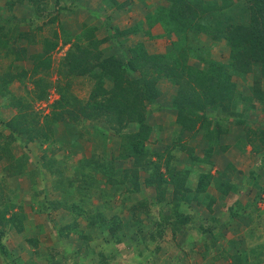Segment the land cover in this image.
<instances>
[{"label": "trees", "instance_id": "obj_1", "mask_svg": "<svg viewBox=\"0 0 264 264\" xmlns=\"http://www.w3.org/2000/svg\"><path fill=\"white\" fill-rule=\"evenodd\" d=\"M165 1L164 5H158L156 8H153L154 13L148 15L147 21L150 23L149 32L156 24H159L162 30L163 28L168 29L166 35L176 32L177 41L172 44L176 45L175 47L179 46V50L183 48L181 49L182 51L185 49V42L182 41V36L185 35V32L193 31L198 33L203 31L205 27L202 23L204 24L205 22V25H208L213 31L211 41L215 43L225 41L230 47L232 58L230 71L226 72L221 66L217 64L216 66L213 61H210L211 63L206 66H204L206 62L192 66L184 64L185 62L182 63L181 59L182 52L179 50L174 51L173 55L176 54L174 56L167 55L165 57L164 54H149L142 43H137L129 48V56L124 60H119L114 56L100 60L101 53L97 50L100 44L99 41L92 40L87 45H81L75 41L69 50L72 52L65 59V64L67 63L68 65L65 67L68 69H62V67L59 69V74L63 78H67L65 90L61 89L63 87H59V98L49 105L51 108L48 112H43V110H36L33 102L45 101L47 98L50 84L47 77L50 74L49 69L51 67L49 54L50 50L57 45V42L53 41L50 36L41 35L39 38L42 46L41 53L28 55L27 45L29 46L33 42H36V35L31 36V33L20 31L19 23L16 22L12 23L9 27H6L5 24L0 25V58L1 62L3 61L6 64V69L3 72L0 71V98L7 100L8 106H11L15 110V113L9 119L6 121L1 120L3 129L5 128L9 133L6 136L9 140H4L6 137H2V133H0V140L3 139L0 142V144L3 143L0 145L1 151L9 158L11 156L9 141H19L20 137L26 138V141L20 144L28 152L31 151L30 146L32 142L38 143L39 146L46 144L47 147L52 148L53 152L50 155L43 154L42 162L38 166L37 171L44 172L46 170L51 175V178H53V189L62 196L58 199L42 202L40 207L50 212L51 208L57 209V207L67 206L69 203L75 207L74 211H71L76 215L73 221L77 217H83L86 221V227L89 229L95 230L99 228L102 231L106 229L110 234L109 238L114 239L113 243L115 245L122 243L125 250L124 257L130 256L133 253L141 255L144 251L156 253L160 248L163 230L169 227H171L174 234L179 231L177 229L179 226L185 227L190 233L188 236L190 238L195 237L197 240L201 239L208 251H210L213 245L219 246V241L217 240L219 237H215L214 235L216 231L214 230L215 226L219 224L218 216H211L207 225L202 221L195 223L196 216L187 214L182 209V205L190 206L193 204V196L195 197V195L201 194L203 199L196 200L195 202L197 204H205L210 212L213 211V204L221 201L220 208L227 210L229 220L245 217L246 220L250 219L248 221L252 222L253 217H255L253 214L259 217L263 213L257 207L256 202L261 199L264 184L262 186L259 185L258 179L253 181L255 175H258L254 170L251 171V175L248 177L249 180H246L248 186L251 185L250 187L252 188L253 186L256 187V194L251 202L242 203L240 201V196L243 193L241 186L243 185L229 181L227 171L233 173V169L230 166L227 168L229 170L218 171L215 175L207 171V168L199 174L196 186L189 184L187 181L190 180L188 179H192V177L189 178V175L197 174L195 167L192 168V165L199 162L200 159H196L197 156H192L195 150L190 144L186 143L187 147H180L181 150L189 151L191 155H189L191 161L189 168L177 170L168 166V162H166V177L169 179V182L174 184L171 199L166 200L162 194L164 190L161 188V185L162 182H166L167 178L164 177V173L158 171V163H152L155 167L151 175L152 180L155 182L157 188H161L157 190V196L154 201L152 200V205L159 204L160 211L149 222L147 232L143 234L136 232L135 236L134 229L128 233L126 232L134 225L143 227L144 222L141 217L134 214L136 210L143 212L149 210L151 202L148 203L147 199H145L134 203L131 208L130 218L136 219L137 223L135 224V221L132 220L134 223L131 224V220H128L125 224L117 213L118 209L114 206L113 199L117 193L120 197L127 194L125 197L128 199L130 193L139 189L138 181H134L135 183L131 185L132 187L128 186V173L120 172L110 164L106 168L101 163V156H99L101 154L96 150L88 158L75 157V154L73 157H68V159L67 157L57 158L59 156L57 153L65 148L66 141L64 140L68 138L67 134L63 136L65 137L64 139L60 140L59 138L62 132L66 130V126H72L74 134L77 132V136L80 137L85 131L88 133L95 130L97 134L101 133L96 125L97 121L119 125V127L114 126L117 134H120V128L126 127L129 122H135L139 125L138 131L134 134L121 135V137H124L125 142L123 143L124 145L121 144L123 150L121 152L120 149V157L124 159L135 156L146 163L149 158L144 146L145 141L148 139L147 133L151 128L144 121L146 112L145 101H152L160 95L161 92L157 87V81L163 76H169L165 66H170L168 64L170 58L173 62L170 71H175V65H179L181 69L180 73H173L169 77L175 86L176 93L173 98V104L177 110V122L185 130L194 131L198 124H200L201 130L203 126H210L211 123L218 126L220 130H224L226 128L222 125V118L228 119L231 117L234 118L236 124L243 125L246 128L242 116L244 112H247L245 111L247 110L246 108L250 106L245 103V94L236 89V83L232 80L231 72L233 70L234 74H237L238 77L242 76L243 73L254 72L257 69L264 72V0H235L237 15L242 16L244 13L248 15L247 20L241 19L238 22H233V19L231 20L232 22H228L227 18H225L228 16L220 11L222 7L230 5L227 0H223L222 5L213 0ZM29 3L36 8H39L38 5L40 4L41 9L38 12L46 9L47 5L46 0H29ZM61 9L63 7L54 8L53 13H49L51 17L47 21L48 25L55 23L58 19L57 14L61 12ZM37 14L38 17L42 16L41 13ZM237 15L235 14V16ZM37 28L41 30V27ZM243 29L247 30L244 31ZM127 31L128 29L119 32L126 33ZM61 32L66 37L64 39L65 42H68L69 33L65 30H61ZM164 33L158 36L161 37ZM53 34L54 38L58 37L57 31H54ZM21 40H24L27 45H22ZM94 51L96 52L92 53ZM190 51H196L195 56H198L201 53L197 52L203 50H198L196 46H192ZM90 55L92 57H89ZM86 57L100 60L98 63L90 64L92 68L98 65L100 71L91 73L96 80L95 87L88 101L84 104L81 102L80 111H76L74 108H68V106H75L73 103H64L63 99L66 89L70 85L69 76L74 74L82 75L91 71V68H88L86 65L83 67L84 63L87 62L85 60ZM28 58H31L32 62L30 67H25L23 61H26ZM249 59L250 61H248ZM136 71H138V75L132 77L131 74ZM27 78L31 80L32 88L28 87V83H26ZM107 78L112 81L111 87L108 89L103 86ZM15 80L22 84L24 95L16 96L9 90L10 84ZM252 91L256 94L254 89ZM260 98L264 100V94ZM216 107H219L217 116L220 115L221 120L216 117L214 118L215 122H211L208 117L213 115V112H210L213 108L216 109ZM228 107L232 109L234 107L243 108L244 111H241L242 113H234L229 111ZM207 112L210 114L207 115ZM101 115H105L106 118H100ZM59 124L63 125L64 129L60 134L54 136ZM80 130L82 132H78ZM258 133L257 138L261 144H264V130L258 131ZM211 135L217 136L212 132ZM204 138L207 139L205 136ZM254 150H257L255 146ZM22 160L12 162L17 173L20 172V162ZM69 163L70 167L67 166ZM97 173L105 176V183H100L97 180L95 175ZM31 181L35 183L33 177H31ZM209 186H211L212 190L219 192V199L207 190ZM194 188L196 194H192L191 190ZM63 197L66 200H63ZM67 201L69 202L66 203ZM165 206H170L168 208L169 211H166V213L163 210ZM250 207H252L251 212L246 211ZM2 215V211H0L1 228L2 226L7 227V224H10V226H16L17 231L22 230V226L18 225L20 221L17 223L15 221V213L8 218ZM3 220H5L4 223H2ZM76 221L71 225L64 224V226L61 225L59 227L57 233L60 235L61 246L59 248L50 247L47 249L46 259L48 261L44 264H109V261L115 257L112 250L109 254L98 252L99 258L97 261H88L87 257L90 255L87 251L82 252L81 246L69 249L66 241L70 230H72L79 233L80 238L85 241L84 245L89 250L88 242H86L88 235L81 231V229H76ZM73 225L75 227H72ZM4 227L0 230V258L3 264H21L13 251L3 241L6 235ZM197 231L201 235H198V238L196 237ZM130 232L133 233L129 234ZM207 234L213 239L208 240L206 238ZM123 238H126L127 241H123ZM28 241L35 243L33 238H28ZM242 243L243 239L236 243L234 253L230 251L232 244H229L228 249L224 248V255L226 254L224 257L229 258L231 264H251L252 258H254V262H258L259 256H257L256 251L259 250L257 253H263L264 241L258 242L257 245H254L255 247H242ZM116 247H112V249H116ZM36 254L41 260L42 256L40 257L38 251H36ZM209 264H215V262L212 260Z\"/></svg>", "mask_w": 264, "mask_h": 264}, {"label": "crops", "instance_id": "obj_2", "mask_svg": "<svg viewBox=\"0 0 264 264\" xmlns=\"http://www.w3.org/2000/svg\"><path fill=\"white\" fill-rule=\"evenodd\" d=\"M4 1L5 3H8V0H4ZM68 1H71L70 7L69 5H67ZM221 1L223 2V0ZM57 2L59 4L58 6L63 7V9H61V12L57 14L58 19L55 21V23L51 24L52 26L51 30L53 29V31L49 33V35H46V37L50 36L53 39V41L57 42V45L53 48L54 50L50 51V53H52L51 55H53V57L54 56L57 57V61H58L57 66L59 67L58 69H60L61 67L62 69L63 68L65 69L68 66L67 63L65 64V59L67 55H69V53L72 52L69 50L72 48V44L75 41L79 42L81 45H87L92 40L99 41L100 44L98 45L97 50H99L101 53V57L99 58L100 60L109 56H114L119 60H124L126 57L129 56V48L133 47L137 43H142L144 48L146 49V51H148L149 54H157L155 53V51H162V50H155L152 44L150 43V41L157 40L158 42H160L161 40L159 38L166 37L170 41V43H172L171 42L172 36L176 34V32H172L171 34L166 35L168 29L163 28L162 30L161 26H157V24L151 29L150 31L151 33L149 32L150 23L147 21V17L149 14L154 13L153 8H156L158 5H164L166 3L165 0H53V3L51 2V4L53 5L51 7L52 9L55 8ZM230 2L233 4L234 7L236 1L229 0V4ZM116 3L118 4V6ZM11 6L12 5L5 7L0 6V9L3 11V14H0V25L5 24L6 27H9L12 23L15 22V21L11 22V20H13ZM5 12L7 13V15ZM25 19H26L25 16L20 17L21 22H26L27 19L26 21ZM232 21L234 22V19ZM126 29H128L126 33L119 32ZM61 30L67 31L70 35L69 41L68 42L66 41V44H63V41L65 42L64 39L66 37H64ZM54 31H57L58 33L57 38L53 37ZM163 32H165L163 36L159 37L158 35L162 34ZM41 35H43V33ZM41 35L39 36L41 37ZM26 44L27 43L25 42L24 45ZM30 45L29 46L27 45L28 48L32 46ZM41 51H42V46L40 45L37 51H32L30 53V51L28 50L27 53L28 55L34 53L39 54L41 53ZM118 51H120V53ZM95 52L96 51L92 53ZM158 54H164V56L166 57L168 54H170V52L158 53ZM119 55H122L123 58H121ZM89 57H92V55H90ZM89 57H86L85 60H87V62H85L83 65V67L86 65L88 68H91V71L89 73L82 75L74 74L69 76L71 80H75L78 78L77 90L79 93H82L83 95L78 94L77 96L83 104L88 101L89 96L91 95V92L95 87L96 80L93 78L91 73L100 71L97 64H96L97 66H94L93 68L90 65L91 63H98L100 60H96L92 58L89 59ZM168 61L170 62L171 59H169ZM25 62L26 61H23V64H25ZM51 62L53 61L51 60ZM62 64L64 65L62 66ZM61 77L60 79L63 80L64 78ZM66 79L67 78H65V81ZM111 84H112L111 79L107 78L103 86L106 89H108L111 87ZM245 85L246 83H244V87ZM74 86H76V84L71 83V87L73 88ZM157 87L161 92L160 95L157 98L153 99L152 101L151 100L145 101L146 112H145L144 121L145 124L151 128L150 131H148L147 133L148 139L147 141H145V146H144L147 153V157L149 158L147 159L146 163L142 159H139L135 156L127 157L124 159L120 157L121 155L120 153L123 150L121 144L125 142L124 137L123 136L121 137V135L123 134L125 136V134L127 135L138 131L139 125L135 122L134 123L129 122L126 125V127L120 128V134L119 133L117 134L115 131L116 129L114 128V126L119 127V125L109 124L104 121H97L96 125L100 129L101 133L98 132L99 134H97L94 130V133L91 134L92 137L90 138L87 134V131H85L84 134L82 133L83 134L82 136L80 137L77 136V132L76 134H74V130L70 125L66 126L67 127L65 130L66 132L65 131L62 132V135L59 136L60 140L65 138L63 137L65 136V134H67L68 138L64 140L66 141L65 148L61 149L57 153V155H59L57 158L67 157L68 159V157H73L74 154L76 155L75 157L88 158L96 150L101 154L99 155L101 156V163L102 165L106 166V168L108 164H110L113 165V167L119 170L120 172L128 173V179H129L128 186L132 187L131 185L135 183L134 181H138L137 183L139 185V189L136 190L135 192L130 193L128 199L125 197L127 196V194H125V196L121 195L120 197L118 193L115 195V198L113 199V203L115 202L114 206H116L117 207L116 209H118L117 213L120 216L121 221H123V223L125 224L127 223L128 220H131L130 217H131L132 205L134 203H138L145 199H147L148 203L151 202L150 209L149 210L146 209L147 211L145 212L136 210L134 215L141 217L142 219H144L149 215L150 216L158 215L160 211V208L158 207L159 204L156 203L152 205V202L156 199L157 190L162 188L164 190L162 193L164 198H166V200L171 199L172 191L174 189L173 187L174 184L169 182V179L166 177L167 176V172L165 170V168L167 167L166 162H168V166L173 167L177 170L183 168H189L191 161L190 159L187 160L186 157L185 158L181 157L179 163L172 161L173 156L176 157L178 154L181 155L184 154L182 150L181 152H175V153H173L174 150H170V146L173 144L174 138L177 139L178 137H180L183 140L187 141L190 145H193L195 147V152L193 153V155L197 156L196 159H200L199 162H196L194 165H192V168L195 167L197 174L189 175V178L192 177V179H188L190 181L187 182L191 185H195V186L197 185L199 174L202 173V171L206 170L207 168H208L207 171L215 175L217 174L218 171L221 172L226 171V169L229 168L230 166L233 169V173L227 171V176L229 178L239 177L240 183L238 184L243 185L241 187L245 188V186L248 185L246 180L247 179L249 180L248 177H250L251 171L255 170L253 169V167L264 168V166L257 165L258 163L261 162V158L258 155L260 153L259 151L258 152L256 151L257 152V155H255L256 157L251 156L253 153L252 151L254 150L253 144L256 147H262V149H264V144H261V142L257 138L259 135L258 131L261 132V129L258 130L256 127L252 125L251 129H246V131L244 130V132L239 134V132H237L238 130L235 128L238 125L235 124L236 123L235 121L233 122L231 121L229 125V127L231 128L228 129L226 133H222L219 137V141L217 139L216 143L213 145V149L207 152L205 148L210 143V140L205 139L204 136L199 133L200 124L197 125L194 131H190V130H185L182 127V125L177 122V110L175 109V105L173 104V98L176 92H175V86L172 83V81H170L168 78L161 77L157 81ZM59 96L60 94L56 95L53 101L57 100ZM0 100L4 101L2 98H0ZM53 101L51 103H53ZM6 108H7L6 105L1 106L0 114L2 113L4 114L3 118L6 117L10 118L11 114L6 110ZM206 114L209 115L208 112ZM100 118L104 119L106 118V116L101 115ZM63 129L64 126L59 124L54 136L60 134ZM78 132H82V131L80 130ZM235 135H237L236 138ZM194 137L198 139L199 144L198 143L193 144L194 141L193 140L191 141V138L194 139ZM19 139H20L19 141L11 140V139H10L11 141H9V148L11 149V156H12V157L9 156V166H11L10 163L12 164V162L23 159L20 162V172H18L16 176L14 177L12 176L11 178L8 177L9 175H11V173H8L7 170L4 173L5 175H1L0 173L1 175L0 178L3 176L4 179L5 178L10 179L9 180L10 186L5 188V190L7 191L5 192L4 189L0 190V211H2V214L5 215L6 218H8L13 213L16 214L18 208L19 209L22 208L23 211L21 210V215H22L21 220H23V222L20 221L18 224L19 226H22V230L17 231L18 229L16 226H10V224H7L9 226L7 228V231L8 233H10L9 236L11 237H15L16 234H23V236H25V233H27V231L28 232L31 231L30 236H32V238L35 240V243H30L28 247L34 251L35 249L38 250L39 248H44L43 246L47 239L52 242L51 240L52 237L50 238L49 235L42 234V232H45L48 229V226L49 227L52 226V229H50L49 232H52L53 230H56L57 232L61 224L62 226H64V224L68 222V221L66 222L64 221L65 217L61 219V215H65L64 211L66 210H67L66 212L72 213L71 211L72 210L74 211L75 207L71 206L68 203L69 201L66 202L68 203L67 206H59L57 207V209L51 208L52 210L50 212L49 211L47 212L45 209L43 210L42 207L37 206L38 204L40 205L43 202L42 201L41 203L36 204L38 200H44L45 202V201L58 199L59 197V196L56 197V195H54L55 190L52 187L53 178H51V175L47 173L46 170L44 172L43 171L41 172L43 174H40L41 176L39 178L45 180L44 183L50 185L49 188L45 186L44 183H42L41 186L39 185L40 182L42 181L41 179L38 180L37 183L36 181L35 183L31 181V177H33L34 179V176L32 175L33 171H36L35 172L36 174L37 172H39L37 171L38 166L42 162L43 154L47 145L43 144L42 146H35L39 150L38 154H34L36 156L31 154L32 157L31 156L29 157L26 151H21L22 148L21 146H19L21 142H23L24 140L26 141V138L20 137ZM2 141L3 140H0V142ZM238 141L243 142V148L238 146L237 143ZM180 143H184V141H180ZM221 146H223L224 149H221L222 148ZM204 154H208L206 160ZM2 158L0 156V160ZM3 160L4 159H2V161ZM241 160L243 161L242 164H245L243 165L245 166V168H241L238 165L239 163H241ZM155 162L158 163L157 164L158 171L164 173V177L167 178L166 182L165 181L162 182L161 188H157L155 182H153L151 177L152 171L155 168L153 165L156 164ZM184 163L187 164V167H184ZM67 166L70 167V163ZM1 168H5L4 161L3 163H1L0 161V171L2 170ZM41 169L43 170L42 167ZM244 169H247V171ZM95 175L100 183L106 182V178L103 174L97 173ZM262 175H264V172H262ZM6 182L8 183L7 180L4 181V183ZM207 190L210 191L211 194H213L217 199H219V193L217 191L216 193H218V195H216V193H213L211 186H209ZM191 191L192 194H196L195 188L192 189ZM38 195H41V197ZM59 195L60 197L62 196L60 193ZM123 197L125 198L123 199ZM64 199L66 200V198L63 197V200ZM130 199H131V203L129 202ZM200 199H203L201 194L195 195V197L193 196V202H192L193 204H191L190 206L182 205L183 206L182 209H184L187 214L195 215L197 219L198 217L207 216L206 217L207 221H202L207 224L211 216L213 217L214 215L215 216L220 215L221 201H217L215 204H213L212 206L213 211L210 212L208 208H206L205 204L203 203L197 204L195 202L196 200H200ZM165 209L166 206L163 208V210ZM259 210L263 211L264 213V207H261ZM44 215L46 218V222L45 221L41 222V218H43ZM56 215H58L60 219L59 218L55 219ZM4 221L5 220H3L2 223H4ZM196 222L200 223L201 220L200 221L196 220L195 223ZM148 225L149 222L148 223L145 222L143 224V227H140L139 225H134V227H132L131 229L134 228L135 230L134 235L136 236V232H138V234L146 233L149 228ZM250 226L249 228L252 227ZM3 227L4 226H2V228ZM182 227L183 226H179V228H177L179 231L176 234L173 233L171 227L163 230V237L160 242V248L157 250L156 253H152L149 251L147 252L144 251L142 252L141 255L133 253L130 256H126V257L121 256V260L127 262L130 259H132V261H135V259H137L139 260V262L138 261L136 262L138 263L143 262L144 264H172L173 262L185 261L186 263L184 264H189V262L187 261H189L190 256L191 258L195 257V255L192 253V250L198 249L199 246H203L202 244L203 241H201V239L197 240L195 237L190 238L188 236L190 233L187 231V229H185V227L183 228ZM2 228L0 225V230ZM86 228L85 231L88 230ZM4 229H6V226L4 227ZM178 238H182V240H184L182 244L177 241ZM10 244H11L10 250L13 251L14 245L11 242ZM57 244L58 245L56 246L59 248L61 245H59V243ZM20 246H21L20 243H18V245L15 244L14 250L16 252H19L18 247ZM49 247L50 246L48 247L45 246V249L46 248L48 249ZM47 249L46 250L39 249V251L43 252L41 254L42 259L40 260V262L36 260V262L33 263L31 261L32 259H29L28 261L26 260V262L24 263L21 257H19L18 259L22 264L47 263L48 261L46 259L47 254L45 253ZM141 249L144 250V248L142 247ZM199 262L200 261H197L195 263L197 264Z\"/></svg>", "mask_w": 264, "mask_h": 264}, {"label": "rangeland", "instance_id": "obj_3", "mask_svg": "<svg viewBox=\"0 0 264 264\" xmlns=\"http://www.w3.org/2000/svg\"><path fill=\"white\" fill-rule=\"evenodd\" d=\"M3 1L4 0H0V6L1 7L12 5L11 6L12 7V10H11L12 18H13V21H15L16 23H20L19 30L22 32H25V33L26 32L31 33L32 34L31 36L36 35V37H35L36 42H33L31 44L32 46L30 45L31 47H29V48L27 46V48L30 51V53L32 51H37L41 45L39 35H41L43 33V36H46V35H49V33H51L53 31V30H51V27H52L51 24L48 25V22H47L49 20V18L51 17V15L49 13L53 12V9L51 8L53 6L51 4V2L53 3V0H46L47 1L46 9H44L41 12H38V10L41 9L40 4L38 5L39 8H36L29 3V0H13V1L8 0V3H5V1L4 2ZM213 1L214 2L217 1V3L219 5H222V3H223L221 0H213ZM227 1L229 4V0H227ZM67 3L66 4L69 5V7H70L71 1H68ZM58 5L59 4H56L55 8L59 7ZM237 8H238V5H237ZM220 11L222 13H224L226 16H228L227 17L228 22H230L232 19H234V22H238L241 19L247 20V18H248V15H246V13H244L242 16L237 15V13H236L237 9L235 6L233 7V4L231 2H230V6H224L220 9ZM37 13H39V14L41 13L42 16L38 17ZM0 14H3V11L1 9H0ZM235 14L237 16H235ZM6 15H7V13H6ZM21 16H25L28 22L26 21V19H25L26 22H21L20 21ZM202 25H204V27H205V28H203V29H205L203 31H200L198 33L193 32V31H190V32L186 31L185 32V35L182 36V41L185 42V46H184L185 49L182 51H181V49H183V48H181L179 50V48H180L179 46L175 47L176 45L175 46L173 45L177 41V37L175 35L172 36V40H171V42L173 44L170 43V41L166 37L159 38L161 40L160 42H158L157 40H154V41H150V43L152 44V46L154 47L155 50H162V51H155V53H157V54L170 52V54H168V56H169V55H173L174 51H177V50L181 51L182 52L181 59H182V63L185 62L184 64L192 66L195 64H202V63L204 64V62H206V64L204 65V66H206L207 64L211 63L210 61H213V63H215V65L217 64L218 66H221L223 69H225L226 72L230 71V64L232 63L230 47L226 44L225 41L216 42V43L214 41L212 42L211 41L212 40L211 38H213V36L211 35V34H213L212 29H210V27L208 25H205V22H204V24L202 23ZM157 26H160V25H157ZM167 26H169V25L167 24ZM37 27H41V30H38ZM207 28H208V30H207ZM243 30L245 31L247 29H243ZM160 33H161V31H160ZM21 44L24 45L25 41L22 40ZM63 44H66V42L63 41ZM167 45H169V46H167ZM170 46H171V48H170ZM187 46H189V47H187ZM192 46H194V47L196 46V48L198 50H203V51H198L197 53H201V54H199L198 56H195L196 51H190ZM61 48H62V46H61ZM53 50L54 49H51L50 51H53ZM118 52L120 53V51H118ZM51 54L52 53H50L49 55H50V57L52 56L51 60L53 62H51V67L49 69L50 74L47 77L48 81L50 82L49 88H48V93H47V98L45 101H34L33 102L34 108L36 110H40V111L43 110V112H48L50 110L51 107L49 105H51V102L55 99L54 97H56V95L60 94V92L58 90L59 87H63L61 89L65 90V84H66L65 78L63 80L60 79L61 75L59 74V71H57V70H59L58 69L59 67L57 66V64H58L57 57L56 56L53 57V55H51ZM119 56L121 58H123L122 55H119ZM179 60H180V58H179ZM248 61H250V59ZM31 62H32L31 58L26 59L24 66L30 67ZM168 64L170 66L169 67L165 66V69L168 71L169 76H171L173 73H175V74L180 73L179 71H181V69H180L179 65H175V71H170L171 66H173V62L170 61ZM179 64H180V61H179ZM5 67H6V64L3 63V61L1 62V58H0V71L3 72L6 69ZM232 72H233V70H232ZM232 72H231V76H232V80L236 83V89H238L239 91H242L243 94H245V96H246L245 103L248 106H250V107L246 108L247 110H245V111H247V112H244V115L242 116V118H244L243 123L246 125V128H244L243 125L237 124L238 126L235 127L238 130L237 132H239V134H240V133L244 132V130L246 131V129H251L252 125L254 127H256L258 130H260V129L264 130V100H261V98H260L264 94V72H263V70L257 69V70H255V72H249V73L246 72V73H243L242 76H239V77L237 76V74H234V72L233 73ZM137 73H138V71L132 73V76L136 77ZM169 76L168 75L163 76L162 78H168L169 80H171V78ZM77 79H75V80L70 79L69 80L70 85L68 86V89H66L65 97H64L63 101H64V103L68 102L70 104L73 103L75 105V106H68V108H74L76 111H80L81 101L79 100L77 95L82 94V93H79L77 90V86H78L77 85L78 84ZM26 83H28V87H30V88L33 87L30 79L27 78ZM71 83H73V84L75 83L76 86H74L72 88ZM244 83H246L245 87H244ZM246 86H247V88H246ZM253 89L256 91V94H255V92L252 91ZM9 90L11 92H13V94H15L16 96L24 95V90H23L22 84H20L16 80L10 84ZM4 105H6V107H7L6 110L11 115H13L15 113L14 108H12L11 106H7L8 105L7 100H4V101L0 100V108H1V106H4ZM228 110L231 112H234V113H242L244 111L243 108H236V107H234L233 109L231 107H228ZM212 112H213V115H210L208 117L211 122H215L214 118H216V117L219 120H221L220 115L217 116L218 112H219V107H216V109L213 108L210 113H212ZM3 115H4L3 113L0 114V133H2V135H1L2 137H6L7 134H9V133L5 128L3 129L2 124H1V120L3 119L6 121L9 118H7V117H6L7 119L3 118ZM245 115H246V118H245ZM221 121H222L223 127L228 130L231 128V127H229L230 122L231 121L233 122L235 120L233 117H231L228 119L222 118ZM88 124H90V123H88ZM90 126H91V124H90ZM226 129L220 130L219 127L215 126V124H213V123H211L210 126L205 125L201 128L199 133L201 135H204L205 137H207V140H210V143L209 144L207 143L208 145L205 148L207 152L209 150L213 149V145L216 143V140L218 139V141H219L220 135L222 133H226ZM211 132L216 134L217 136L216 137L212 136ZM93 133H94V131H92V132L89 131L87 133L89 138L92 137L91 134H93ZM130 134H134V133H130ZM236 137H237V135H235V138ZM6 139L9 140L8 137L4 138V140H6ZM174 139H175V141H174ZM174 139H173V144L170 146V150H174L173 153L181 152L180 146L187 147L185 144L186 143L189 144L187 141L183 140L180 137H178L177 139L176 138H174ZM1 140H3V139H1ZM192 140L194 141L193 144L198 143V139L196 137H194V139L191 138V141ZM180 141H184V143H180ZM23 142H25V140ZM237 143H238V146L243 148V142L242 141H238ZM2 144L3 143H1L0 145H2ZM19 146H21V148H22L21 151H26V153L29 155V157L30 156L32 157V155H34V154H38L39 150L35 147V146H39L38 143H34V142L31 143V146H30L31 151L30 152H28L26 149H24L21 144ZM190 146L193 147V149L195 150V147L193 145H190ZM254 146L255 145L253 144V147ZM221 147H222L221 149H224L223 146H221ZM255 148H257V150H255V151L253 150L252 151L253 153L251 156L256 157L255 155H257V152L259 151L260 153L258 155L261 158V162L258 163L257 165L264 166V149H262V147H256V146H255ZM51 149L52 148L46 146L44 153L50 155L52 153ZM1 150L2 149L0 146V156H1V158L3 157L2 159H4L3 161L5 163V168H1L2 169L0 171L1 175H5L4 173L6 172V169L8 167L7 172L11 173V175H9L8 177L11 178L12 176L13 177L16 176L18 173L16 172V170L13 166L14 164L13 165L10 164L11 166H9V158L7 156H5L3 154V151H1ZM182 151L184 154L183 155L178 154L176 157L173 156L172 161L179 163V160L181 159V157H184V158L186 157L188 160L189 155H190V154H188L189 151H187V150H182ZM207 155L208 154H204L205 160H206ZM34 156H36V155H34ZM192 156H194V155H192ZM2 159L0 160L1 163H3ZM242 163H243V161L241 160V163H239L238 165L241 168H245V166H243L245 164H242ZM184 167H187L186 163H184ZM219 167H221V166H219ZM253 169H255L254 171L259 175V176L255 175V178L253 181L258 179L257 181H258L259 185L262 186L264 184V178H263L264 175H262V172H264V168L253 167ZM227 170H229V169H227ZM244 170L247 171V169H244ZM40 174H43V173H41L40 171L37 172V174L35 172L33 173L34 180L36 181V183L38 180L41 179V178H39L41 176ZM236 178L231 177V178H229L230 179L229 181L236 183V184L240 183V180H239L240 178L239 177L237 179ZM5 180H7L8 183L7 182L4 183ZM9 180L10 179H7V178L4 179L3 176L0 178V190L4 189L5 192L7 191V190H5V188L10 186ZM44 182H45V180H42L39 185L41 186V184ZM44 185L47 186L48 188L50 186L47 183H44ZM250 186L247 185V186H245V188H242L243 193L240 196L241 197L240 201H242V203L253 201L254 195L256 194V187L253 186V188H252ZM216 191L217 190H215L213 193H216ZM218 193H216V195H218ZM54 195H56V197H58V196L60 197L59 193L56 191H54ZM38 196L41 197V195H38ZM40 199H42V198H40ZM42 201L44 202V200H38L36 204L41 203ZM129 202L131 203V199ZM256 203H257V207L259 209L261 207H264V191L261 194V199ZM37 206H40V205L38 204ZM169 207L170 206H166L165 213H166V211H169V209H168ZM21 210H22V208L21 209L18 208V210L16 212V220H15L16 223L19 221L23 222V220H21L22 219ZM250 210H252V207L248 208L246 211H250ZM66 211H64L65 215H61V219L63 217H65L64 221L65 222L68 221L67 223L64 222L65 225H67V224L71 225L77 220L76 221V224H77L76 229H81V231L85 232L88 235L86 242H88L87 244L89 246V250H87V246L84 245L85 241L80 238L79 233L76 231L70 230L67 241H66L69 249L81 246L82 252L87 251L88 254L90 255L89 257H87L88 261H90V260L91 261H97L99 258L98 252H101L104 254H109L112 250V253L115 254V257L113 258V260L109 261V264H144L143 262L138 263L139 260H137V259H135V261H132V259H130L127 262L124 260H121V256L125 255V250L122 246V243L115 245L113 243L114 239L109 238L110 234L106 229L104 231H102L99 228H96L95 230L86 228L85 227L86 221L83 217H77V219H75V221H73L74 216H76V215H74V213H69ZM224 212H226V213L224 214ZM34 214H36V213H34ZM68 215H70V216H68ZM253 215L255 217H253L254 219L251 223H250V221H248L250 219L246 220L245 217L235 218V219L229 220L230 218H228L227 210H223L221 208L220 215H218L219 224L217 226H215V229H214V230H216L214 232L215 237H217V236L219 237L217 239L219 241V243H218L219 246L213 245V246H211L210 251H208L205 248L204 244L202 243L203 246L198 247L199 251H198V249L192 250V253L195 255V257L191 258V256H190V259L187 262H189V264H196L195 262L200 261L197 264H209L213 260V262H215V264H231L229 258L224 257V256H226V254L224 255V253H225L224 248L228 249L229 244H232L230 251L234 253L236 250L234 247H235L236 243H238L241 239H243L242 247H247V246L255 247L254 245H257L258 242L264 241V213L261 214L259 217L256 216L255 214H253ZM153 217L154 216L149 215L143 219V222L148 223L151 221V219ZM206 217H198V219L196 217L195 218H196V220H199V221L200 220L201 221H207ZM44 218H45V215L43 216V218H41V222H43V221L46 222V218L45 219ZM57 218H59L58 215L55 216V219H57ZM132 220L135 221V224L137 223L136 219H131V224L134 223ZM249 226L251 228H249ZM8 227L9 226L6 227V235L4 236L3 241L9 248L11 245L10 242L13 243L14 248H15V244L18 245V243H20L21 246L18 247L20 253L16 252L14 250V248H13V251H14L15 256L17 258L21 257V259L23 260L24 263L26 262V260L28 261L29 259H32L31 261L33 263H35L36 260L40 262V258H38L36 251H38L39 255L41 256V254L43 252L39 251V249L40 250H43V249L46 250L47 248L45 249V246H47V247L50 246V247L56 248L57 247L56 245H58L57 243H59V245H61L59 233H57L56 230L49 232V230L52 229V226H50V227L48 226V229L45 232H42V234H45V235L47 234L50 236V238L52 237L51 238L52 242L47 239L44 246H43L44 248H39L38 250L35 249L34 251L28 247L30 245L28 238L29 237L32 238V236H30L31 231H29V232L27 231V233H25V236H23V234H16L15 237H11V236H9L10 233H8V231H7ZM72 227H75V225H73ZM85 228L88 230L85 231ZM133 229H131V230H133ZM131 230L128 229V231L126 233H128ZM133 232H135V231H133ZM133 232H130L129 234H131ZM129 234H128V236H129ZM139 234H141V233H139ZM198 235L201 236L199 231H197V233H196L197 238H198ZM182 236H183V234H182ZM130 237H131V235H130ZM184 237H185V235H184ZM206 238L208 240L213 239L210 237V235L208 236V234L206 235ZM133 239H135V238H133ZM123 241H127L126 238H123ZM177 241L182 244L184 240H182V238H178ZM114 245L117 246L116 249H112V247H115ZM258 251L259 250L256 251L257 256H259L258 262H254V260H253L254 258H252V260L250 261L251 264H264V261L262 262V260L264 259V250H263V253H257ZM213 257H214V259H213ZM136 261H138V262H136ZM184 263H186V262L185 261H179V262H173L172 264H184ZM0 264H3V261L1 258H0Z\"/></svg>", "mask_w": 264, "mask_h": 264}]
</instances>
